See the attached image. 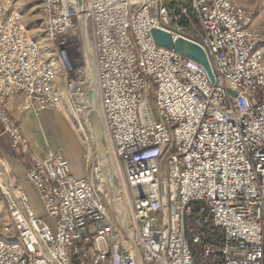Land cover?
Here are the masks:
<instances>
[{
    "label": "built area",
    "instance_id": "2783aa9c",
    "mask_svg": "<svg viewBox=\"0 0 264 264\" xmlns=\"http://www.w3.org/2000/svg\"><path fill=\"white\" fill-rule=\"evenodd\" d=\"M42 12L65 93L23 15L0 3V123L24 153L29 140L6 107L17 93L38 110L67 102L79 124L93 110L90 69L69 54L70 39L84 46L78 0H43ZM85 13L105 137L143 264H196L193 245L220 264H264V32L233 0H86ZM190 14L201 21L198 37L182 22ZM154 27L201 45L216 81L158 46ZM90 163V177H76L61 150L31 158L27 178L51 222L14 176H0L15 232L0 238V264H138L109 211L105 162L94 154Z\"/></svg>",
    "mask_w": 264,
    "mask_h": 264
},
{
    "label": "rangeland",
    "instance_id": "374dc122",
    "mask_svg": "<svg viewBox=\"0 0 264 264\" xmlns=\"http://www.w3.org/2000/svg\"><path fill=\"white\" fill-rule=\"evenodd\" d=\"M42 1L43 0H15V3L18 6H20L21 9L27 12V15H25V18H24L25 25L27 27L30 37L39 43L41 47V54H42L43 59H45L46 61H49L51 64H53L56 67L57 72H58L57 80L58 78H61L62 81L65 83L62 67L59 64L53 50L50 48L51 41L47 33L46 27H45L44 15L42 18L41 14H39V7ZM183 1L188 2L189 0H183ZM233 2L236 5L245 7L249 11L251 15V27L252 28L264 32V0H233ZM78 41L79 40L76 37L70 39L69 41L71 45L69 48L70 57L72 58V60L75 62L77 66L87 65L89 67L88 60L86 59L87 57L85 55L84 46L82 47L80 45V42ZM82 43H83V40H82ZM263 54H264V47H263ZM56 111H59V112L67 111L70 115V112H72V109H71V106L66 102L61 110H56ZM79 116H80L79 117L80 124L72 116V119H74L75 124L77 125L79 129V133L76 132V130L72 127L71 123H69L68 121L66 122V126H68V128L70 129V137L72 141L76 142V147H77V144H79V142L81 141L80 142L81 145L78 148V150L80 151L82 156L84 158L86 156L90 157V154H91V157H92V155L97 154V150H96L95 138L92 135V132L90 129L89 118L87 119L85 114H83L82 112L79 113ZM81 127L86 131V134L82 131ZM51 139L53 142L52 144H55L56 146H58L60 144L61 139L63 140L64 137L62 136L60 137L58 136L57 133H55L52 135ZM65 152H66V155L67 153H70L68 154V157L70 156V165H71L72 172L74 174H77L79 172H84L86 169V163L83 161L80 155L77 154L75 148L68 147V149H66ZM115 168L119 172L118 176L116 175L115 177V183L119 187L121 186V183H122V175L116 163H115ZM0 169H2V171L5 174L4 176H1V177L6 179V181L13 178L14 175H13V170L11 168L10 163L1 154H0ZM14 171L16 172V174L18 175L21 174L24 177V178L21 177L20 179H17V184L22 185V187L26 191L35 212L43 216L45 220H47L48 222H51L50 217H48L46 213L44 201L38 189L29 180H26L25 177L27 174L25 173V170L20 169L19 171L17 168H15ZM0 198L4 199L1 187H0ZM106 201L109 202V205H108L109 211H110V214L112 215L114 225L115 227L118 228L115 204L113 201H110L108 198L106 199ZM9 228H10V232H7L5 231V226L0 224V238L9 239L15 235L14 230L10 226Z\"/></svg>",
    "mask_w": 264,
    "mask_h": 264
},
{
    "label": "crops",
    "instance_id": "0c3cea01",
    "mask_svg": "<svg viewBox=\"0 0 264 264\" xmlns=\"http://www.w3.org/2000/svg\"><path fill=\"white\" fill-rule=\"evenodd\" d=\"M3 2L11 4V9L20 12L24 18L25 15H27V12L21 9V7L15 3V0H0V3ZM42 3L39 7V14H41L43 18ZM57 81L60 90L65 93L64 82L61 78H58ZM6 107L13 118L18 122L22 132L28 138L30 143L29 153H24L19 149H14L11 146L7 135L4 133L3 127L0 123V154L9 161L16 180L20 179L23 176L21 174H16L14 169L17 168L19 171L20 169H24L25 173L27 174L28 169L31 166V158L33 156L37 158H44L50 151L61 150L70 163V156L68 157V154L70 153H67L66 155L65 152L68 147L75 148L77 154H79L83 161L86 163V169L84 172H79L77 174H74L73 172L72 173L76 177H90L91 154L90 157L86 156L84 158L82 156V154L78 150L81 145V141L79 142V144H77L76 147V142L71 140L70 129L68 128V126H66V122L68 121L69 123H71L76 132L79 133V129L75 124L74 119H72V112H70L69 115L67 111L59 112L56 110H38L36 109L35 105L29 100L27 95L23 92L17 93V95L6 104ZM55 133H57L60 137H64L63 140L61 139L58 146L52 144L53 142L51 138ZM25 178L26 180H28L27 175ZM0 224L5 227L10 226L8 208L3 198H0Z\"/></svg>",
    "mask_w": 264,
    "mask_h": 264
},
{
    "label": "water",
    "instance_id": "95a60500",
    "mask_svg": "<svg viewBox=\"0 0 264 264\" xmlns=\"http://www.w3.org/2000/svg\"><path fill=\"white\" fill-rule=\"evenodd\" d=\"M78 3L82 11H85L86 10V0H78ZM85 24L87 27V22H85ZM151 34H152L154 42L158 46L173 49L177 53L181 54L182 56L190 58L202 64L204 68L206 69V71L208 72L210 79L213 82L216 81L208 54L205 51V49L201 45H199L196 41L191 40V39H186V38H179L177 40H174V38L169 32L163 29H160V28H156V27L152 28ZM89 59L91 60V58ZM93 59H94V56H93ZM90 69H91L92 89L89 92V99L94 104L92 113L95 110L98 112H101V107H100V102H99V97H98V84H97V74H96L95 64L91 65ZM89 125H90L92 135L95 138L97 155L101 160L105 161V173L108 179V186H109L111 195L114 198V204H115V208H116L119 221L123 227V230L127 238L131 241L134 247L138 264H143L142 254L137 244V241L135 239V234L132 228L130 216L128 212L125 211L123 203L118 202L116 200V197H118V194H119V187L116 185L115 180H114L115 178L114 176L115 159L111 152L110 146L107 140L102 138L98 130V126L92 121V117L89 118ZM101 128L103 132H105L104 124L102 121V116H101Z\"/></svg>",
    "mask_w": 264,
    "mask_h": 264
},
{
    "label": "trees",
    "instance_id": "16d2710c",
    "mask_svg": "<svg viewBox=\"0 0 264 264\" xmlns=\"http://www.w3.org/2000/svg\"><path fill=\"white\" fill-rule=\"evenodd\" d=\"M182 22L190 34L194 37H198L202 32L201 21L195 14H190L189 16H184ZM196 225L194 218H190V230ZM210 231H214V227L210 226ZM189 238H191V231L189 232ZM193 252L196 264H220V257L218 255L205 256L203 253L202 246L193 245Z\"/></svg>",
    "mask_w": 264,
    "mask_h": 264
},
{
    "label": "bare ground",
    "instance_id": "6f19581e",
    "mask_svg": "<svg viewBox=\"0 0 264 264\" xmlns=\"http://www.w3.org/2000/svg\"><path fill=\"white\" fill-rule=\"evenodd\" d=\"M82 15V27H81V35H82V40H83V45H84V50H85V55H86V59L88 60V65H89V69L91 67V65L95 64V61L93 59V53H92V48H91V45H90V42H89V38H88V34H87V27H86V13L85 11H82L81 13ZM85 24V26H84ZM91 58V60L89 59ZM90 74H91V69H90ZM93 104V102H91ZM93 107H94V104H93ZM102 113L101 112H98V111H94L93 113L91 112L90 113V117H92V121L98 126V130L102 136L103 139H105V132H103L102 128H101V115ZM104 161V160H103ZM108 161V160H107ZM105 162V161H104ZM119 172L118 170L115 168V174L114 176L116 177V175L118 176ZM4 172L2 171V169H0V176H4ZM107 177V175H106ZM115 180V178H114ZM108 181V179H107ZM116 200L118 202H122L123 205H124V209L126 212H128L129 210V206H128V202H127V199L125 198V192L124 190L119 187V194H118V197H116ZM129 214V212H128Z\"/></svg>",
    "mask_w": 264,
    "mask_h": 264
}]
</instances>
